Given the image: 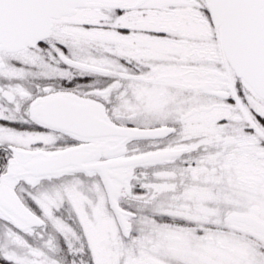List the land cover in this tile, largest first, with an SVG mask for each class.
<instances>
[{
  "label": "snow or ice",
  "instance_id": "1",
  "mask_svg": "<svg viewBox=\"0 0 264 264\" xmlns=\"http://www.w3.org/2000/svg\"><path fill=\"white\" fill-rule=\"evenodd\" d=\"M0 264H264V0H0Z\"/></svg>",
  "mask_w": 264,
  "mask_h": 264
}]
</instances>
